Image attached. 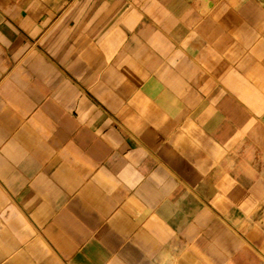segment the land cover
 <instances>
[{
  "label": "crops",
  "instance_id": "1",
  "mask_svg": "<svg viewBox=\"0 0 264 264\" xmlns=\"http://www.w3.org/2000/svg\"><path fill=\"white\" fill-rule=\"evenodd\" d=\"M0 264H264V0H0Z\"/></svg>",
  "mask_w": 264,
  "mask_h": 264
}]
</instances>
